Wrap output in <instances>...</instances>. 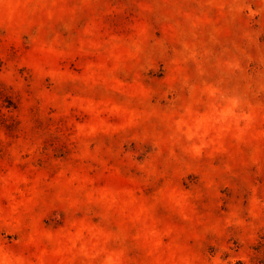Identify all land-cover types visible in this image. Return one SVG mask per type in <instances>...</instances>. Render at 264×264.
<instances>
[{"label":"clouds","instance_id":"obj_1","mask_svg":"<svg viewBox=\"0 0 264 264\" xmlns=\"http://www.w3.org/2000/svg\"><path fill=\"white\" fill-rule=\"evenodd\" d=\"M0 264H264V0H0Z\"/></svg>","mask_w":264,"mask_h":264},{"label":"rangeland","instance_id":"obj_2","mask_svg":"<svg viewBox=\"0 0 264 264\" xmlns=\"http://www.w3.org/2000/svg\"><path fill=\"white\" fill-rule=\"evenodd\" d=\"M131 15H132V13L129 12V16H131ZM124 19L127 20L128 17H125ZM121 22H122V21H121L119 18H117V19L113 20L112 23H113L114 26L118 27V26L120 25ZM133 147H134V146H133Z\"/></svg>","mask_w":264,"mask_h":264}]
</instances>
